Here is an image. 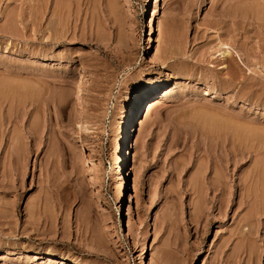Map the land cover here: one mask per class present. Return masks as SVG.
<instances>
[{"label": "rangeland", "instance_id": "obj_1", "mask_svg": "<svg viewBox=\"0 0 264 264\" xmlns=\"http://www.w3.org/2000/svg\"><path fill=\"white\" fill-rule=\"evenodd\" d=\"M62 259L264 264V0H0V264Z\"/></svg>", "mask_w": 264, "mask_h": 264}, {"label": "bare ground", "instance_id": "obj_2", "mask_svg": "<svg viewBox=\"0 0 264 264\" xmlns=\"http://www.w3.org/2000/svg\"><path fill=\"white\" fill-rule=\"evenodd\" d=\"M157 3V2H156ZM83 64V63H82ZM170 93V90H163V91H155L154 93H152L144 102H141V99L139 100V102H141L139 105H136L134 108H132L131 110H130V112H129V114H128V116L126 117V119H125V122H124V133H123V136H122V140H121V144H122V146H123V144H124V142L127 140L126 139V134H125V131L128 129V127L130 126V125H132V122H133V118H135V115L137 114V110H136V108H139V107H142V113L143 112H146V113H148L149 111L151 112L152 110V108L155 106V104L161 99V98H166V95L167 94H169ZM152 96H155L154 97V99L153 100H150L151 99V97ZM148 100V103L146 104V106L145 107H143L144 106V103L146 102ZM206 110H204V112H205ZM141 113V114H142ZM213 115V114H212ZM215 116V115H214ZM204 118V117H203ZM207 119V118H206ZM211 119H213V118H211ZM210 119V120H211ZM205 120V119H204ZM209 120V119H208ZM206 123H208V122H206ZM232 124V123H231ZM233 125V124H232ZM219 126H221L220 124H219ZM224 126V125H223ZM239 127V126H238ZM237 128V127H236ZM236 131V130H235ZM119 169V168H118ZM120 171V172H119ZM119 173H120V175L122 176V169L120 168L119 169ZM123 195H122V189H121V192H120V194H119V197L118 198H120V200L122 201V197ZM48 257V256H47ZM48 259H52V258H50V257H48ZM64 261V259H62V260H60V264H72V263H65V262H63ZM73 262V261H72Z\"/></svg>", "mask_w": 264, "mask_h": 264}]
</instances>
